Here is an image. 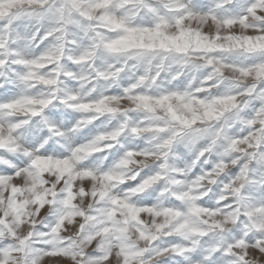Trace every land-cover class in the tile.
Here are the masks:
<instances>
[{
  "label": "clouds",
  "instance_id": "clouds-1",
  "mask_svg": "<svg viewBox=\"0 0 264 264\" xmlns=\"http://www.w3.org/2000/svg\"><path fill=\"white\" fill-rule=\"evenodd\" d=\"M248 5L0 0V264H264Z\"/></svg>",
  "mask_w": 264,
  "mask_h": 264
},
{
  "label": "snow or ice",
  "instance_id": "snow-or-ice-1",
  "mask_svg": "<svg viewBox=\"0 0 264 264\" xmlns=\"http://www.w3.org/2000/svg\"><path fill=\"white\" fill-rule=\"evenodd\" d=\"M261 4H264V0H249V9H251L252 11H255L257 10V8L261 5ZM10 174V170H7ZM4 174V171H0V175H3ZM93 255H95L93 253Z\"/></svg>",
  "mask_w": 264,
  "mask_h": 264
}]
</instances>
